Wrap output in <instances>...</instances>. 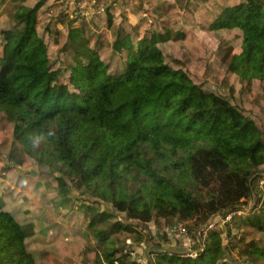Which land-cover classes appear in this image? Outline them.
<instances>
[{"label": "trees", "instance_id": "trees-1", "mask_svg": "<svg viewBox=\"0 0 264 264\" xmlns=\"http://www.w3.org/2000/svg\"><path fill=\"white\" fill-rule=\"evenodd\" d=\"M203 2L211 32L243 33L242 53L226 58L228 73L243 84H264V0ZM44 6L17 4L1 30L0 114L19 145L12 156L59 173L55 178L65 189L77 178L129 221L143 224L154 215L189 222L200 213L206 222L254 198L264 171V130L245 107L205 91L166 62L157 44L175 39L168 25L165 33L154 29L142 37L120 30L112 42L91 36L95 49L85 45L83 30L70 29L63 48L69 84L54 90L57 73L38 33ZM244 225L264 235V210ZM91 226L100 236L102 230ZM34 229L0 210V264H35L26 244ZM101 242L100 257L108 264H139L107 234ZM200 243L196 257L157 250L148 264H217L220 235L212 232ZM250 249L255 264H264V248Z\"/></svg>", "mask_w": 264, "mask_h": 264}, {"label": "rangeland", "instance_id": "rangeland-1", "mask_svg": "<svg viewBox=\"0 0 264 264\" xmlns=\"http://www.w3.org/2000/svg\"><path fill=\"white\" fill-rule=\"evenodd\" d=\"M40 1L45 6L38 13V33L47 45L52 70L57 73L54 90L69 84V71L64 68L70 58H66L63 48L70 29L83 30L85 45L95 49L91 36L98 40L103 36L112 42L120 30H133L142 37L154 29L165 33L168 25L175 39L157 44L166 62L186 71L205 91L245 107L247 116L264 130V84L258 80L243 84L238 76L228 73L230 58H226L232 51L242 53L243 33L211 32L203 0H0V56L1 30L8 28L11 9L20 3L33 8ZM179 33L183 38H176ZM104 48L109 46H103L102 52ZM13 131L0 114V210L11 213L21 225L35 226V234L26 241L35 264H108L100 257L99 249L106 234L122 254H130L131 260L139 264L155 260L151 253L157 250L196 257L203 249L200 242L208 240L212 232L220 235L224 246L217 264H255L250 248H264V235L244 225L246 219L264 210V171L254 198L237 212L219 213L206 222L203 213L189 222L154 215L150 223L143 224L129 221L112 203L82 187L77 178L65 189L56 179L59 173L53 176L33 160L22 162L12 156L15 147L19 148ZM19 163L22 166L18 167ZM228 216L230 220H226ZM92 223L102 230L100 236H94ZM120 224L131 226L119 230L116 226Z\"/></svg>", "mask_w": 264, "mask_h": 264}, {"label": "built area", "instance_id": "built-area-1", "mask_svg": "<svg viewBox=\"0 0 264 264\" xmlns=\"http://www.w3.org/2000/svg\"><path fill=\"white\" fill-rule=\"evenodd\" d=\"M226 220H230L229 216L226 218ZM190 256V255H189Z\"/></svg>", "mask_w": 264, "mask_h": 264}]
</instances>
